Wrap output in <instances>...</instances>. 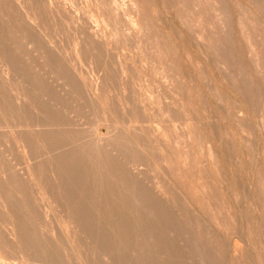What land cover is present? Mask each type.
Here are the masks:
<instances>
[{"label":"bare ground","instance_id":"6f19581e","mask_svg":"<svg viewBox=\"0 0 264 264\" xmlns=\"http://www.w3.org/2000/svg\"><path fill=\"white\" fill-rule=\"evenodd\" d=\"M143 1L144 4L142 0H0V122L8 121L12 125L10 134L5 136L2 133L5 139L0 141V264H7L4 259L9 258H14L15 264H63L55 254L60 245L55 237L63 238L71 245L81 242L83 248L79 249L80 257L89 264H214L212 260L204 258L210 253L212 244H208L199 235V231L184 222L182 215L176 210L179 208L168 203L170 198L166 200L167 195L164 197L165 192L146 184L140 176V169L127 164L131 176L127 170V178L122 177L120 180L118 177L122 161H129L120 145L127 144L128 140L131 142L140 139L142 148L151 151L153 143L154 149L156 145L163 143L158 134L149 127L151 130H136L137 135L135 126H132L131 131L124 129L121 134L111 125L107 126L106 133L99 134L97 124L102 119L103 124L107 125V114L106 117L97 115L92 130L87 127L88 130L85 131L86 122L83 125L82 120L79 124L83 122L85 127L70 123L74 121L69 114L73 110L71 103H81L83 96L88 102L98 105L97 102L104 98L98 93L99 88L102 89L100 79L98 81L92 75L93 77H86V80L82 77L85 75L81 76L77 71L81 59L87 60V63L101 64L105 69L108 68L107 71L113 64L114 70L122 73L118 80L124 83L122 79L125 80L123 76L126 73L123 72L132 63L129 60L131 64L126 63L125 59H121L122 56H117L119 54L115 55V47L118 48L120 44L124 47L132 44L130 46L134 47L135 44L134 48L137 47L138 50L145 48L148 43L151 48L148 45L147 49H153L152 52H156L157 57L160 54L164 57L162 53L165 48H162L158 40L161 37L159 33V38L152 34L154 24L145 5L152 7L154 12L161 7L155 0ZM159 1L163 9L167 8L164 0ZM173 5L180 24L191 28L187 19L193 13L186 17L189 12L186 14L187 10L181 0ZM199 34L205 36L208 32L200 31ZM215 47L222 51L219 43ZM137 52L136 54H140ZM170 53L172 55L173 52ZM215 53L216 51L213 54ZM165 58H161L162 63L158 64V61L153 60L155 66L160 67ZM166 63L170 65L169 62ZM168 65L159 68L158 72L167 70ZM150 66L152 68V63ZM204 73L206 74L205 71ZM104 74L109 73L104 71ZM205 74L203 82L207 85L209 78ZM172 75L179 77L178 74ZM125 83L122 86L120 84V87H126ZM122 90L120 93L129 99L126 100L130 101L129 107H132L135 116L145 117V108L135 100V92L128 89L129 92L125 94L127 91ZM99 94L103 96L102 99L100 97L101 100L97 98ZM108 97L105 99L109 101ZM103 103L99 105L102 106ZM166 111L174 113L173 108L168 106ZM186 119L189 120L188 117ZM25 120V125H21L20 121ZM27 122L31 123V127H27ZM8 123L5 122V127ZM195 127L196 124L192 131H196L193 130ZM197 128L199 131L198 126ZM4 129L7 130L8 127ZM2 134L0 138L4 137ZM119 140L123 143L120 144ZM19 146L26 154V161L21 163L24 164L23 168L16 167L13 160L19 155ZM142 148L133 145L129 149L143 151ZM157 148L160 150L161 147ZM202 166H205L203 162ZM51 207L58 213L62 227L59 225L58 228L56 223L57 228L49 235L45 219L47 210ZM218 208L221 210L220 206ZM42 224L44 227H41ZM48 225L50 227L49 223ZM212 243L214 245L215 241ZM74 252L75 250L72 253Z\"/></svg>","mask_w":264,"mask_h":264},{"label":"rangeland","instance_id":"374dc122","mask_svg":"<svg viewBox=\"0 0 264 264\" xmlns=\"http://www.w3.org/2000/svg\"><path fill=\"white\" fill-rule=\"evenodd\" d=\"M177 1L164 0L168 9H163L160 1L155 0L157 5L161 7L155 12L152 7L145 5L149 18L155 26H152V29L150 28L152 34L157 35L159 33V37L162 38L157 35L160 45L163 49L165 48L164 53H162L164 57L160 54L161 58H167V60H165L166 58L162 59L165 61L163 64L168 65L167 61L171 65V67L170 65L167 67L169 72L164 69L158 72L159 68H165L166 65L155 66L156 63L153 60L158 61L157 64L162 63V61L160 56L157 57L156 52H152L153 49H149L151 45L148 43L145 47L147 49L149 45L147 50L138 48V50H141L138 51L137 47L134 48L135 44H133L134 47L130 46L132 44H126L124 47L123 44L119 45L118 43L119 47L122 46L113 49L115 55L119 54L117 56L120 58L122 56L121 59H125L126 63H132L128 66L127 71L123 72V74L126 73V78L123 76L125 80L122 79L124 83L126 82V87L123 86L125 89L120 87L123 82L120 83L118 80L122 73L119 70H114L113 64L107 71L108 68L105 69L106 67H102L101 64H91L87 63V60L81 59L79 65L82 67L79 66V69L77 67L80 75L84 74L85 77H82L86 80L93 77L92 75H94V79L98 81L100 79L102 89L99 88L100 92L98 90V93L103 95L104 98L102 99L103 96L99 94L98 100L102 99L104 101L108 94L113 100L108 97L109 101L107 99H105L106 102L104 101L106 104L102 100H96L100 102H97L98 105L103 103L102 106H105L103 108L99 105L98 108V105H95L96 103H90L86 97L82 96L81 103H71L73 104V110L71 108L72 112L70 111L69 114L72 115L74 121L70 123L82 127L86 122V127H83L92 130L97 115L100 114L101 117L105 115L106 117L107 114V125L103 124L102 119L97 124L99 134L106 133L107 126H113L114 130L121 134L124 129L133 130L134 126L135 134L138 133L136 130L151 128L152 132L158 134L159 138H162L161 141L163 140L162 144L156 145V148L157 146L162 148L160 150L158 148L157 150L154 149L155 143L153 142V150L148 151L142 148L143 144L140 139H138L140 141L131 142L128 140L126 141L127 144L119 140L120 144L123 143L120 148L122 152L126 153V158L129 160L122 161L123 166L121 173H119L120 176H118L119 179L122 180V177L127 178L125 176L128 173L130 174L126 167L128 164V166L141 170L140 176L143 177L147 185L165 192L164 197L166 198L167 195L166 200L170 198L167 202L174 208H179L176 210L180 212L184 222L197 232L199 231V235L208 244H212L210 247L214 253L210 251L209 254L204 256L208 261L212 260L214 264H264V0H181L184 9L187 10L186 14L189 12L186 17L193 13L190 16L191 18L187 19V22H190L188 23V26L191 27L189 29L180 24L178 17L176 18L173 3L175 4ZM142 2L144 4L143 0ZM194 24H196L195 27ZM200 31L208 32L206 34L208 37L200 35ZM218 43L222 46V51L215 47ZM132 49L136 51L133 52ZM144 50L149 51V55L143 52ZM169 51L173 52L172 55ZM214 51H216L215 55L213 54ZM141 52H143L142 55ZM165 55H171L169 56L170 59ZM204 56L208 59L205 60ZM153 57H157V59H153ZM129 58L134 59L130 60ZM148 62L152 63L153 69L155 67L157 69L153 71L150 66L151 63L148 64ZM102 70L109 74L105 75ZM168 73L178 74L179 77L172 74L168 75ZM204 74L209 78L207 85L203 82ZM174 78L176 79L173 85ZM178 81H181V85H178L180 84ZM128 89L135 92L134 94L137 97L135 100L144 106L145 117L135 116V113L131 110L132 107H129V104H131L130 101H127L129 99L125 96L124 98L121 94V90L127 91ZM101 92H105L107 97ZM128 92H125V94ZM110 100L111 103L109 104ZM166 106L173 108L175 114H169L166 111ZM163 108L165 109L163 110ZM187 117L189 120L186 119ZM81 120L84 121V124L83 122L79 124ZM26 121H20V124L25 125L24 122ZM5 122L8 123V121ZM5 122H0V132L2 131L0 135L4 133L6 136L10 134L12 125L8 123L5 127ZM27 123H29L26 124L27 127H31L29 126L31 123ZM192 124L194 126L196 124L193 129H196V131H192V127H194ZM197 126L199 131L201 130L200 133ZM7 127L9 130L4 129ZM5 136H1L0 141L5 139ZM129 145L131 147L137 145L143 151L130 150ZM17 150L18 157H20L13 158L14 164L16 167L23 168L24 164L21 165V163L23 160L26 161V154L23 153L20 146L17 147ZM202 162L207 166H202ZM166 182L170 185L169 187H172L169 188ZM174 200H176V203ZM202 201L204 202L202 203ZM174 203L175 205H173ZM219 206L221 210H219ZM47 211L45 227L47 226L50 235L51 231L57 228L56 223H58V228L62 226L55 209L51 207ZM196 218L202 220L198 222ZM43 225L41 227H44ZM55 238L57 243H60L55 254L63 261V264H89L80 257L79 249L83 248L81 242L77 245H71L63 238ZM209 238L215 241L214 245L213 240ZM92 247L97 250L95 245H92ZM63 248L69 250L67 251L69 254ZM74 250L76 254L75 252L72 253ZM4 261L15 264L14 258L4 259Z\"/></svg>","mask_w":264,"mask_h":264}]
</instances>
